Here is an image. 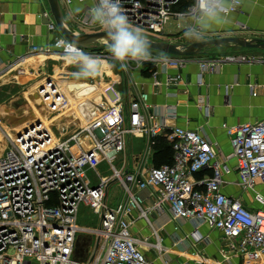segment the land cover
<instances>
[{
    "label": "built area",
    "instance_id": "2783aa9c",
    "mask_svg": "<svg viewBox=\"0 0 264 264\" xmlns=\"http://www.w3.org/2000/svg\"><path fill=\"white\" fill-rule=\"evenodd\" d=\"M89 1L92 6L97 3ZM191 3L192 0H121L132 25L153 40L164 33L169 20L178 19L177 14ZM241 3L242 0L232 13L239 10ZM80 22L86 28L96 27L95 32L104 31L88 17H82ZM48 26L50 30L56 28L53 23ZM61 40L68 41L62 35L55 36L50 46H32L31 52L66 57L58 44ZM78 47L96 58L111 57L104 50L87 52L84 46ZM151 53L161 54L154 50ZM167 55L171 61L168 68L178 72L166 76V85L179 83V70L188 63L198 64L202 72H215L224 64L254 59L241 53ZM146 65L154 68L151 76L155 77L159 67L151 62H129L127 67H121L144 69ZM45 85L49 90L51 87L52 94L42 99L55 113L59 104L54 99L65 106L66 98L52 81ZM45 89L40 86L38 93L44 94ZM114 95L113 100H99L83 126L71 133L63 128L61 137H56L39 122L10 141V147L0 156V264H154L141 250L131 225L135 211L146 218L150 209L162 205H168L174 219L199 221L221 231L228 249L222 254L224 259L232 256L242 264H264V210L250 209L240 197L222 192V176L228 169L214 163L217 153L213 144L199 130L169 127L158 120L146 92L134 96L127 105L118 94ZM223 127L236 161L239 186L253 191V201L263 206L264 196L255 186L264 181V120ZM131 138L144 141V156L133 167L131 155L127 154ZM159 138L171 145L172 161L145 167L144 160L154 151ZM101 162L108 164L109 176L97 172ZM207 166H212V174L197 188L193 176ZM89 171L95 172L96 181H92ZM113 183L121 189L115 202L108 194ZM146 189L156 198L149 209L143 207V198L138 194ZM81 207L97 216V226L78 223Z\"/></svg>",
    "mask_w": 264,
    "mask_h": 264
},
{
    "label": "crops",
    "instance_id": "0c3cea01",
    "mask_svg": "<svg viewBox=\"0 0 264 264\" xmlns=\"http://www.w3.org/2000/svg\"><path fill=\"white\" fill-rule=\"evenodd\" d=\"M59 2L64 21L69 28L80 33L97 30L96 27L86 28L80 22L82 17H88V10L92 7L89 0H59ZM42 10L47 15L49 11L47 0H0V87L5 85L6 88L14 91L16 86L30 83L40 73H46V69H69L68 65L64 63L61 65L59 60L63 58L57 54L45 57L41 53L32 54L31 52L32 46L44 49L50 46L55 36L61 35L57 28L50 30L48 24L42 21ZM50 20L52 21L51 17ZM182 31L179 19H171L165 25L164 33L174 35ZM226 36L264 39V0H242L239 10L231 13L230 23L209 32L206 39ZM192 42L195 41H189V43ZM226 53H241L254 59L246 63H227L215 72H202L198 64L188 63L179 70L181 81L170 85L164 83L165 78L167 75L176 74L178 72L176 69L168 68L167 71L157 69L155 77L151 76V73L149 76L146 75L144 69H128L123 78V96L118 95L127 105L134 96L146 92L148 104L159 116L158 120L165 121L169 127L179 126L202 132L216 150L214 163L227 166L228 170L222 176V192L229 196L240 197L250 209H260L262 207L253 201V191H244L239 186L236 161L232 155L229 136L223 125L264 120V49L220 47L207 49L200 56L208 57ZM69 61L74 64L73 61ZM98 62L101 69H114L109 68L110 63L105 58H98ZM118 66L121 67L119 64ZM47 81L50 80L45 78L38 83L35 82L34 88L28 91L37 103H43L46 111L38 110L32 104V111L36 117L39 114L49 116L52 114L47 110L42 94L35 93L38 85L41 83L43 86ZM61 82L69 83L67 95L68 98L73 99L76 107L77 102L95 91L91 86H79V82ZM54 86L56 87V84ZM72 92L77 98L75 102L74 98L69 96ZM105 97L107 95H100L98 99ZM76 107H72L71 104L68 108L61 107V110L56 112H60L58 115L64 117L66 111L61 113L62 110ZM90 114L88 110L79 113L78 127L83 126ZM10 118L12 122L21 119L20 116L12 117V115ZM22 125L14 128L15 134L23 130ZM133 142L137 145L134 146ZM143 151V140L137 138L129 140L127 154H130L132 158L131 167L139 165L140 159L144 156ZM154 154L153 151L144 160L145 167L154 165ZM211 174L212 166H207L195 173L193 176L195 186L199 188L200 182L209 178ZM138 194L143 198L142 205L145 209L154 205L156 198L150 189L139 191ZM119 195L112 194L110 201L115 202ZM133 218L132 234L138 238L141 250L154 264H164L165 261L166 264H242L236 257L231 256L229 259L222 257L228 249L227 240L221 231L212 229L206 223L199 221L174 219L168 205L150 209L146 218L140 217L135 211ZM144 242L158 244V247L146 245ZM186 243L189 244L187 248L183 245ZM158 248L161 249V253ZM183 248L189 249V252H180L179 249ZM151 250L158 253L157 258L153 257ZM166 252L181 254L184 259L171 263L169 262L171 257L168 258Z\"/></svg>",
    "mask_w": 264,
    "mask_h": 264
},
{
    "label": "rangeland",
    "instance_id": "374dc122",
    "mask_svg": "<svg viewBox=\"0 0 264 264\" xmlns=\"http://www.w3.org/2000/svg\"><path fill=\"white\" fill-rule=\"evenodd\" d=\"M164 32H165V29H164ZM181 33L174 34V35H167L165 33H163V34L160 33V35H157V37L154 39L156 41L176 42V43L183 44V45L190 44L189 43L190 40L186 39L184 37V34L183 33L181 34ZM175 40H177V41H175ZM85 49L87 52H95L98 50H104L107 52V54H110V52L108 51V47H107V41L105 39L95 40L93 42H90L89 45L87 47H85ZM209 49H211V48H208V50ZM61 58H63V59L59 60L61 65L63 63L66 64L69 66V69H46V73L44 72L45 74L40 73L39 75H37L36 78H33L34 80L32 82L27 83L25 85L23 84V85L16 86L14 91L9 90V88H6L5 85L0 87V134L5 137V141L0 143V156L3 155L4 152L10 147L11 139L8 140L7 136H11L12 139L14 138V131L13 130H15L14 128L18 127L17 125L23 124L22 128L23 127L26 128L29 126V124L31 122L35 121L37 118L39 119L40 116L42 118H44L45 121L49 122L52 118L58 117L57 115L60 114V112H58V113L56 112V114L52 113L51 116L39 114L38 117H36V115H34V113L32 111L33 110L32 104L38 110L43 109L45 111V109L43 108V106H44L43 103L42 104L37 103L36 100L33 99L32 96L28 94L29 93L28 91L30 89L34 88L35 82L38 83L45 78H48L50 81H54L55 82L54 84H56L57 90L61 91L68 100L69 104L66 106V108H68L71 104L73 105L72 107H76V106H75V103L73 104V99L71 97L68 98V95H67L68 94L67 88H68L69 83H64L61 81L79 82V86H82V87H84V86L90 87L91 86L95 89V91L92 94H89L86 97H83L79 102H77L78 105L75 109L71 108V109H67V110L65 109V110L61 111V113L66 111V113L64 114V118H62L63 120H62L61 125L56 124L57 120L50 124V128L56 137H61L60 136L61 132H62L61 130L63 128L65 129V132H68V133H71L74 130H76L78 127V124H79V119H78L79 113L81 111L87 112V110L91 113V111H93L94 108L96 107L97 102L99 100H101V99H98L100 95H102V96L107 95L108 98H111V96H110L111 91L113 93H115V91H116L117 92L116 94H120L123 96V90H124L123 78H124V76H126L125 72H127L128 69H120L122 67L118 66V64H119L118 61H115L112 58V56L105 58V59L108 60L110 63L109 68L113 67L114 69H108V68L107 69H100V72L98 75H94V76L87 78V79H77L74 75V73H76L78 71V68L76 67V65L70 63L69 60H71V59H69L68 57H61ZM66 61H67V63H66ZM118 67H119V69H118ZM117 76H118V78H117ZM41 85H42L41 83L38 85L39 87H38V89L36 88L37 90H35V93L38 92ZM43 85L45 86L46 89H45V95L42 94V97H43V95L46 96V93L50 94V92H52L51 88H50V90H49V88H47L48 85H45V84H43ZM69 96H72L74 98V102H75V98H76L75 93L72 92ZM55 101L57 102V98H55ZM76 101H77V98H76ZM80 103H81V105H79ZM44 104H45V102H44ZM46 104H47V102H46ZM46 104H45V106H46ZM85 109H86V111H85ZM47 110H49L48 107H47ZM58 110H61L60 104H59ZM11 115H12V117L20 116L21 117L20 121H17V122L13 121L12 122V119L10 118ZM88 118L84 122H86L88 120ZM40 122H41V120H40ZM58 126H60L59 129H58ZM133 145L135 146L137 144L135 142H133ZM119 162L120 161H118L117 164ZM96 170L101 176H109L111 174V170L109 169V166L106 162L99 163L96 167ZM89 174H90V177H91L93 182L97 180L95 177L96 174L94 171H89ZM255 190L264 196V181L256 184ZM120 193H121V189L117 183H113L110 185L109 199L111 198L110 196H112V194L118 195ZM261 207L264 210V205ZM78 223L82 226L95 227L98 225V218L96 215H94L92 213V211L89 208L81 207L80 213L78 215ZM183 245L187 248L189 244L186 243ZM179 251L182 253H185V252H189V249L183 248V249H179ZM161 252H159V253H161ZM151 253H152L153 257H155V258L158 257V253L155 252V250H151ZM163 253H164V251H163ZM160 255H162V254H160ZM166 255L168 258H169V256L171 257L170 258L171 260L169 259V262H171V263L174 261H178L179 259H181V260L184 259V256L183 255L181 256V254H173V253H167L166 252ZM195 262H197V261H195ZM164 264H166V261L164 262Z\"/></svg>",
    "mask_w": 264,
    "mask_h": 264
},
{
    "label": "clouds",
    "instance_id": "9594fccd",
    "mask_svg": "<svg viewBox=\"0 0 264 264\" xmlns=\"http://www.w3.org/2000/svg\"><path fill=\"white\" fill-rule=\"evenodd\" d=\"M239 3L240 0H192L186 10L177 14L184 37L194 41L205 39L209 32L230 23L231 13ZM87 15L91 23L104 29L108 51L122 67H127L129 62L137 65L151 62L161 71H167L171 63L168 55L161 53L153 56L148 37L140 27L132 25L121 0H97ZM58 44L63 54L78 68L74 73L77 79L99 74L101 65L98 58L84 52L75 42L61 40Z\"/></svg>",
    "mask_w": 264,
    "mask_h": 264
},
{
    "label": "water",
    "instance_id": "95a60500",
    "mask_svg": "<svg viewBox=\"0 0 264 264\" xmlns=\"http://www.w3.org/2000/svg\"><path fill=\"white\" fill-rule=\"evenodd\" d=\"M47 4L49 8V11L47 12L48 16L45 14L44 10H42V21L45 24L53 23L59 33L68 41L75 42L77 45L84 47H87L90 42L95 40L105 39L107 41L105 31L80 33L69 28L64 21L59 0H47ZM50 17L52 21L50 20ZM148 39L150 41L151 50L176 56L197 55L204 52L206 48L240 47L264 49V39L262 38L246 39L244 37L236 36L214 37L195 41L188 45L176 42L156 41L149 37ZM110 96L112 100L115 99V95L112 91ZM36 123H39V121Z\"/></svg>",
    "mask_w": 264,
    "mask_h": 264
},
{
    "label": "trees",
    "instance_id": "16d2710c",
    "mask_svg": "<svg viewBox=\"0 0 264 264\" xmlns=\"http://www.w3.org/2000/svg\"><path fill=\"white\" fill-rule=\"evenodd\" d=\"M207 50V48H206ZM205 51V50H204ZM201 54V53H200ZM154 68L150 65H146L144 68V73L146 75H150ZM154 165L159 166L164 163H171L172 161V150L171 145L168 143L167 140L163 138H159L154 146Z\"/></svg>",
    "mask_w": 264,
    "mask_h": 264
},
{
    "label": "bare ground",
    "instance_id": "6f19581e",
    "mask_svg": "<svg viewBox=\"0 0 264 264\" xmlns=\"http://www.w3.org/2000/svg\"><path fill=\"white\" fill-rule=\"evenodd\" d=\"M53 87H55V86H53ZM47 88H49V85H48V87ZM51 88V87H50ZM52 92H50V94H51ZM49 93L47 94L46 93V96H48V95H50ZM44 95H45V93H44ZM65 96V95H64ZM66 98V97H65ZM54 101H55V99H54ZM57 103L58 104H60L59 103V101H58V99H57ZM68 105V100H67V98H66V104H65V106H67ZM61 106V105H60ZM65 106H61V107H65ZM73 106V105H72ZM58 117H54V118H52L49 122H47V121H45V119L44 118H42L41 116L39 117V119L41 120V122H42V124L43 125H45V126H47L50 130H51V128H50V123H52V122H55L56 120V124L58 125H61L62 124V120L63 119H61L62 117H63V115H57ZM64 118V117H63ZM38 118L34 121V122H31L30 124H29V126L28 127H30L31 125H33V124H35L37 121H39L40 122V120H39ZM27 128V127H26ZM26 128H24L23 130H25ZM60 128V126H58V129ZM23 130H21L19 133H14V137L16 136V135H19ZM52 131V130H51ZM52 133H53V131H52ZM53 135H55L54 133H53ZM7 138H8V140H12V138H11V136H7ZM5 141V137L3 136V135H1L0 134V143H2V142H4ZM156 247H158V245H156ZM158 250H161V249H159L158 248Z\"/></svg>",
    "mask_w": 264,
    "mask_h": 264
}]
</instances>
